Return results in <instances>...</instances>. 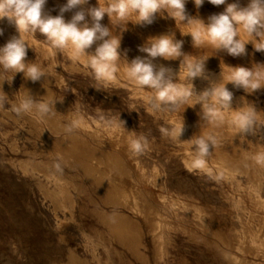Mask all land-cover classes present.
Instances as JSON below:
<instances>
[{
  "label": "bare ground",
  "instance_id": "1",
  "mask_svg": "<svg viewBox=\"0 0 264 264\" xmlns=\"http://www.w3.org/2000/svg\"><path fill=\"white\" fill-rule=\"evenodd\" d=\"M105 2L106 0H100L101 4H104ZM186 2L189 3L192 8L197 11L199 19H201L202 21H208V18L211 15L207 14L205 11L206 9H204L203 7V4L208 2L207 0H204V3L199 7L195 5L194 0H186ZM227 2L233 3L232 0H227ZM65 3L66 0H47V3L43 9V13L53 16V14L49 10V8L52 7L59 14V7ZM239 3L243 7L247 5L248 0H239ZM93 6H98V0H89V4L83 7L88 8ZM210 6H213L214 14L221 13L225 9V5ZM77 10L78 9H76V11ZM74 12L75 10L64 13L65 20H70ZM132 20H135L134 16L132 17ZM133 21H128L126 24L115 20L111 22L107 15H105V17L101 21L104 26H107L110 31H112L113 35L119 36L121 39L119 49L121 53V60L119 61L120 72L118 73V78L116 81L105 85V90L101 91L103 97L98 96L99 94L97 95L95 93H92V98L101 103V106L103 107H108L112 110L119 109L121 114L118 118L113 119L110 122L105 121L103 123H100L97 120L86 116L84 113L72 111L73 109L71 110L68 108V100L65 98V96L62 97L61 94H57L55 90L51 89L52 79L46 72V70L51 71L58 88L65 86L66 80L62 77L60 72L61 68L64 67V65L61 64L62 60L60 61V59H53L48 65L47 69L41 64L36 63L46 73L45 78H42L40 81L32 82L31 80L25 79L23 73L15 74L18 75L17 78L19 79L18 83H20V91L24 95L26 94V90H28L35 99L42 98L58 100L55 104V115L45 119L49 123V125L54 128V130H56L54 132H58V130H64V126L67 123L71 122L77 117H82L81 125L79 128H77L78 130H74L71 134H63V141L54 149L64 156L71 157L75 161V164L80 166L81 169L86 170L87 173L89 172V174L97 175L101 181L103 188L105 189L104 191L106 192L107 199L121 202L126 201V203L129 201H135L134 204L138 201H142V207H138L139 205L133 204L134 207H138L136 211L134 210V213H138L136 216L141 215V218H143L142 220H144L145 224L147 225L148 231L153 239L155 254H159L158 252H160L161 247H164L163 250H165V248L167 250L166 246L169 247V245L165 241L166 239H163L165 236L163 234L166 233V226L168 224L171 225L172 221L169 220L170 217L167 218V214H165V211V213H162L160 211L159 206L162 205L163 207L161 208L164 210V205H166L165 202H173V200H175L174 204L177 202V199L174 198L176 197V194L175 196L172 195L173 197L170 195L173 194V191H171V193L169 192V195L165 192V188H167V186H169L168 188L174 186L176 188H179V206H177V204H173V206H176L177 208H171L174 214H179V240L180 242L182 240V244H179V264L195 263L194 261V263H192L191 260V262H189V258L185 257V253L193 255L198 254L197 256H200L202 259L207 260L209 264H264V197L261 198L259 196V193L257 194L256 191L257 189L259 191V189L264 186V165L257 164L254 159L256 155L264 154V146L261 147L262 145H259L260 142L257 141L256 137V128H258L259 132L262 134L264 133V128H261L258 124H256L254 125L255 134H244L241 133L231 123L234 110H245L249 107L255 108L256 119L264 120V116L259 111V109L256 108V106L252 102L253 100L251 99V97H247V95H252L251 90L247 92L243 88H236L231 82H228L226 84L227 89L233 93V99L231 102L232 109L223 111L224 121L223 123L217 125L211 124L201 119V116L199 115V113L201 112V106L199 104L195 106L178 105L177 110L175 111L154 110L149 103V97L153 96L154 92L147 88H141L138 90V87L133 82L127 79L124 71L126 68V61L124 59H126L128 62H131V60H133L137 56L145 57L147 55L146 53L141 52L139 49L140 47L145 46L150 38L160 35L174 34L176 40L183 41L182 52L184 53V57L182 56L177 59L169 60L158 57L154 60V64H156L157 67L163 65L165 67L171 68L173 73L176 74L177 77V80H174V82H176L178 85L191 86V84L185 83V81L187 80L185 79L186 69H184V63H181L182 60L186 62H193L207 59L205 62V73L208 78H194L196 80V83L193 84V86L196 93L199 94L206 88H209L211 85L215 87L218 83H223V77H226L230 72V69L228 67L243 66L251 69L256 64L264 65V51H256L253 44L248 43L246 45V53L244 55L233 57L227 54L226 51L216 50L207 44L194 46L192 37L190 35L183 34L190 30V26L186 27L183 25L184 27L178 28L175 19L166 15H161L160 13L156 14L152 24H137ZM113 23L118 24L119 28L115 29L112 26ZM0 29H3V35L1 36L4 39V42H7L12 36L19 35L14 25L12 26L8 23H5L3 20H0ZM25 39L27 40L29 46H31L33 40L31 38L27 39L26 37ZM95 47L96 45L94 44L92 48L86 51L89 53L93 52L95 50ZM50 51L52 50L48 49V53H46L49 54ZM64 52L67 56L70 57L69 52ZM125 52L126 57L124 55ZM79 61H81L83 64H86L85 57H81ZM70 66L71 69H75L76 67L75 65ZM7 75L11 76V73H8ZM179 80H181V83L179 82ZM68 82L74 87V89L71 88L72 92L75 90L85 92V87L83 86V84H80V82H72L69 80ZM6 83L8 84V82ZM258 91L264 94V87L258 89ZM115 94L117 96H115ZM73 95H75V93ZM118 96L121 98V100H124L125 104L129 107L127 111H125L124 107L118 103V99L115 100ZM83 98L82 100H84ZM195 99L196 97L193 96L191 102H194ZM138 101L142 102L143 105L137 103ZM77 103L75 105L76 108L79 105H77ZM87 103L86 105L89 106L90 102L88 104ZM100 108L99 110L102 111L103 109ZM107 114H109V112ZM182 119L184 122V132L181 135L180 139H176L171 136L165 137V135H162L160 131L161 128L172 129ZM148 120L152 121V124L157 126L156 128H154L157 129V131H159L162 135L160 143L154 142V139L151 141L153 147L148 146V148L150 149L149 151H154L157 153H167L166 156H160L158 154L155 156L156 160L161 163L162 167H165V170L167 164V162L165 161L167 160L166 158L180 159V161L184 163L186 168L188 167L189 169L191 161L196 156V152L194 150L195 139L199 136L213 135L217 140V144L211 149L210 155L206 158V168L204 170H199V173L191 172V176H187L188 174H184L183 172H179L178 174V172L176 171L166 170L167 172H169V175L173 180L172 182L167 183L166 179L165 183H163L161 179L163 175L161 171L162 167H160V164L158 166L154 160H150L148 158L145 161L142 160L141 158H143V155L134 154L129 147L130 141L132 139H136V137L134 136L133 128L131 127L134 125L140 126L143 123L145 124ZM29 121L31 123L30 119ZM42 122H44V120ZM64 122L66 124H64ZM92 124L100 125L102 127L100 130L102 131L103 129V132L101 133V131H99L100 133H98V130L95 131L96 129H91ZM35 125L36 127H42L41 125L39 126V123L38 125ZM95 125H93V127ZM34 126L32 125V127ZM79 129L82 130L83 134L79 133ZM49 134L47 136H50ZM262 140L264 142V139ZM148 145H150V143H148ZM155 145L158 147H154ZM42 147L43 146H41L40 148ZM47 148L48 150L46 149V152L49 151V147ZM51 150L52 148H50V151ZM50 151L49 154H51ZM20 164L22 165L23 163ZM145 168L150 172V174L146 172ZM204 172H206L207 177L203 174ZM235 175L245 177V184L237 179V177H234ZM208 176L210 177V179L208 178ZM217 177H219V179H217ZM211 179L214 181V183L216 181L217 185L219 184L220 186H222L220 187L221 189H219L221 193H219V195L217 196V200H222L220 201L221 203H219L221 204L220 207H215V205H212L213 199H215L216 195L212 191V188L214 189V187L211 185ZM227 186L228 189L229 187L235 186L243 194L235 193L229 195ZM169 190L170 189H168V191ZM102 196L104 197V195H101V197ZM70 197L71 195L69 196L67 190L64 187L61 188L60 191H53V193L50 195V198L55 202L54 206L57 207H60V202H63L64 205H72L73 200H71ZM143 201H146L147 203H149V205L152 206L150 208H146L147 205ZM111 202L113 204L115 203L114 201ZM226 202H230L232 204V213L228 212V209L226 207L228 203L226 204ZM143 203L146 205V207L143 206ZM113 204H111L110 206H113ZM122 204H124V202ZM127 204H124L123 206L128 207ZM168 204L170 205V203ZM128 205L132 206V204ZM180 206H191L194 210L188 208L187 211L182 209L183 207L180 208ZM227 213H230L231 217H234L236 221L235 226L230 224L233 226L232 228L230 227L231 229L229 228L231 230V233L229 234L230 237L224 227ZM100 217L103 218V215H100ZM106 222H108V225L111 224V226L113 227L112 231L116 232L115 234L118 238L117 240H119L121 244L120 246L123 245L126 247H137V244L143 246L142 236H144V234L142 235L141 225L138 222L130 220V218L126 214L116 211L107 213ZM173 225L174 224H172V226ZM174 227L169 228L168 225V232H170L172 229L174 230ZM227 227L228 226H226V228ZM230 230H228V232ZM168 232L166 233L167 235H169ZM156 233L159 236L161 234L163 238H159ZM203 233H211L216 239L214 240L212 239V237L210 239V237L206 236ZM157 237L160 239V242ZM161 239L164 240L165 244L167 245L161 246V244L164 243L163 241H161ZM167 240L170 239L168 238ZM183 242L185 243L183 244ZM168 243H170V241H168ZM19 249H21L20 245ZM130 249L131 248H129L128 250ZM163 250L161 249V252H163ZM24 252L26 251H23V253ZM161 252L159 256L162 257ZM164 252L166 253L167 251ZM137 253H140V251L134 253L135 256ZM156 257L157 256L155 255V258ZM69 259H71L69 260V262L73 261L78 264H84L82 262L83 260L80 262V258L77 257L74 252H70ZM155 263L158 264L157 262ZM69 264H71V262Z\"/></svg>",
  "mask_w": 264,
  "mask_h": 264
},
{
  "label": "rangeland",
  "instance_id": "2",
  "mask_svg": "<svg viewBox=\"0 0 264 264\" xmlns=\"http://www.w3.org/2000/svg\"><path fill=\"white\" fill-rule=\"evenodd\" d=\"M207 1V3L203 4V7L204 9H206L205 11L207 14L213 15V6H210L213 4H211L209 0ZM232 2H235V0H232ZM50 8L49 10L53 14V16L58 15L57 11H55L54 8ZM73 10L76 11V9ZM194 10L195 9L192 8V6L186 2V14L190 17L199 19L197 11ZM163 15L168 16L166 12ZM3 21L5 23H8L6 18L3 19ZM203 21L205 23L208 22L207 20ZM176 24L178 28L184 26L188 27V25H185L180 22H177ZM112 26L115 29L119 28V25L115 23H113ZM0 37V46H3L6 41L4 42V39L1 35ZM25 37L27 39L31 38L33 40L31 46L27 49V63H38L47 69L48 65L53 59H60V61L62 60L61 64L64 65V67L61 68L60 72L62 77L66 80V87L63 86L61 88H58L55 83V78L53 77L51 71L46 70V72L48 76L52 79L51 89L55 90L57 94H61L62 97L65 96V98L68 100L67 104L69 109H73L72 111H77L79 113H84L86 116H89L90 118L97 120L100 123H103L105 121L110 122L113 119L119 117V115L121 114L119 109L112 110L108 107H103L101 106V103L97 102L92 98V93H95L97 95L99 94L98 96L103 97L101 91L105 90L104 87L106 84L102 82H97L93 78L91 70L89 69L87 64H83L79 60H77L78 62L74 60L71 61L72 59L67 56L65 52H61L59 50H52L49 54H47V50L50 49V47L47 44L45 37L41 34H38V32L34 34H25ZM70 65H75V69H71ZM17 77L18 75H15L12 81L13 85L9 83L7 84L6 81L5 84H3V92L5 94L0 93V96L3 97V101L2 103H0V264H69L70 262L71 264H78L73 261L69 262V260H71L69 259L70 252H74V254L80 258V262L83 260L82 262L84 264H156L155 262H157L158 264H179V244H182V240L181 242L179 240V214H174V212L171 210V208H177L176 206H173L175 200H173V202H165L166 205L168 203H170V205H164V210L161 208L163 207L162 205L159 206L160 211L162 213L166 212L165 214H167V218L170 217L169 220L172 221L171 225L168 224L169 228H173L175 226L174 230L169 229L171 230L170 232H168V225L166 226L167 228H165L166 233L168 232L171 237L164 233L163 235H165L166 237L164 236L163 238L161 234L159 236L156 233L159 238L166 239L165 241L169 245V247L166 246L167 250L166 248L165 250H163L164 247L161 246H165L167 244H165V241L161 239V241H163L164 243L161 244L160 247L163 252L167 251L163 254V252H161V249L159 248L160 252L162 253L161 257L159 256L160 252H158V249L157 252L159 254H155L154 252L153 239L148 231L147 225L145 224L144 220H142L143 218H141L142 216H136L138 213H134V210L136 211V209L142 205V201H138L135 204V201H129L130 203L127 202L128 204H132L133 207L134 205H139L138 207H134V209L132 206H129L126 201L121 202L107 199L106 192L104 191L105 189L103 188L101 181L97 175L89 174V172L87 173L86 170L81 169L80 166L75 164V161L71 157L64 156L54 149L63 141V134H65V132L63 133L64 130H58V132H54L56 130H54V128H52L46 120L42 122L36 119L34 114H28L23 116L15 115V113L12 111V105L14 103H18V100H20L23 96L22 92L20 91V83H18L19 79ZM68 80L72 82H80V84H83V86L85 87V92L79 90H75L72 92L71 88L74 89V87L68 82ZM195 81L196 80L193 79L192 83L195 84ZM179 82L181 83V80H179ZM185 83L191 84V81L186 80ZM97 88L100 91H98ZM139 89L141 88L138 87V90ZM74 93L75 95H73ZM251 93L252 95H247V97H251V99L253 100L252 102L254 103L256 108L259 109V111L264 116V94H262L258 90ZM115 96L117 95L115 94ZM118 97H116L115 100L118 99V103L124 107L125 111H127L129 107L125 104L124 100H121V98ZM82 98L84 100H82ZM36 99L39 100L40 98ZM87 102H90L89 106L86 105ZM76 103L77 105L79 104L77 108L75 106ZM137 103L143 105L142 102L138 101ZM100 107L103 109L102 111L99 110ZM108 112L109 114H107ZM29 119L31 120V123ZM38 123L39 126L41 125L43 128L36 127L35 124L38 125ZM64 124L66 123L64 122ZM256 124H258L261 128H264V120L256 119L255 125ZM32 125L35 126L32 127ZM93 125L95 124L91 125V129H96L95 131L98 130L97 132L100 133L99 131H101L100 129L102 127L100 125H95L93 127ZM154 127L156 128L157 126L153 125L152 121L148 120L145 124L143 123L140 126L134 125L131 128H133L134 136L136 138H139L141 136L145 137L148 140L147 142L150 143V145L148 146L153 147L151 141L154 139V142L160 143V140L162 138L161 133L157 131V129H155ZM256 129L257 141H259V145H262L261 147H263L264 142L262 139H264V133L262 134L259 132L258 128ZM102 132L103 129L101 133ZM46 133H48L50 136H47L48 134ZM79 133L83 134L81 129H79ZM41 146L45 148H40ZM47 147H49V151L50 148H52V150L50 151L51 154H49V151H45L46 149L48 150ZM154 147L158 146L155 145ZM149 150L150 149L148 148L144 152L143 158L141 159L144 161L147 158L150 160H154L158 166L160 164V167H162L161 163L156 160L155 156L157 154L160 156H166L167 153H157L154 151L150 152ZM166 159V170L176 171L178 172V174L179 172H183L184 174H188L187 176H191V172L199 173V170H191L190 168L188 169V167L186 168V166L182 161H180V159ZM19 162L23 164L21 165ZM57 162L61 164L62 171H57L55 169L54 164ZM164 168L165 167L163 166L161 170L163 175L165 173V175H162L161 178L163 183H165L166 179L167 183L172 182V177L169 175V172H167ZM146 172L150 174L147 169ZM203 174L207 177L206 172H204ZM167 175L170 177H168ZM234 177H237V179H239L243 184H245V177L240 175H235ZM208 178L210 179L209 176ZM216 183V181L214 183V181L211 179V185L214 187V189L212 188V191L216 195L215 199H213L212 205H215V207H220L221 204L219 203H221L220 201L222 200H217V196L219 195V193H221L219 189H221L220 187L222 186H220L219 184L217 185ZM63 187L67 190L69 196L71 195L70 198L71 200H73V203L72 205H64L63 202H60V207L54 206L55 202L50 198V195L53 193V191H60V189ZM168 187L169 186H167V188ZM167 188H165V192L168 195L169 192L171 193V191H173V194H170L171 196H175L176 194V197L174 198L177 199V202L174 205L177 204V206H179V188L172 186L168 188L170 189L169 191ZM175 189L177 192L175 191ZM256 191L257 194L259 193V196L261 198L264 197V186H262L259 191L258 189ZM228 193L229 195L235 193L243 194L235 186L229 187ZM101 195H104V197H101ZM111 201H114V204L116 205H114ZM123 202L125 205L127 204L128 207H124V204H122ZM143 202L147 205L146 207V205L143 203V206H145L146 208H150L152 206L149 205V203H147L146 201ZM111 204H113L114 207L110 206ZM226 204L228 212L232 213V204L230 202H226ZM182 207L183 206H180V208ZM190 207L191 206L183 207L182 209L188 211L189 208L192 210L193 208ZM113 211L122 212L126 214L130 218V220L138 222L141 225L142 235L144 234V236H142L143 246L139 244H137L136 246L138 247L139 245V247L141 246L140 248H137L135 246H120L121 244L119 240H117L118 238L115 234L116 232H113V227L111 226V224L108 225V222H106L107 213H111ZM230 213H227V218L224 223V227L228 235L231 233L230 229L233 227L232 225L235 226L236 223L235 218L231 217ZM100 215H103V218L100 217ZM55 216L58 217L56 218ZM172 224L174 225L172 226ZM226 226H228V229L226 228ZM228 230L230 231L228 232ZM205 235L210 237V239L211 237L214 240L216 239L211 233ZM168 238L170 240H167ZM168 241H170V243H168ZM17 243L20 245L22 250L19 249V245ZM184 243L185 242H183V244ZM23 245H25L26 247ZM129 248L131 249L128 250ZM23 251H26L27 253L24 252L26 253L24 254ZM135 251H140V253H137L135 256ZM155 255L157 256L156 258ZM197 255L198 254L193 255L185 253V257L189 258V262H195L194 264H209L207 260H204Z\"/></svg>",
  "mask_w": 264,
  "mask_h": 264
},
{
  "label": "clouds",
  "instance_id": "3",
  "mask_svg": "<svg viewBox=\"0 0 264 264\" xmlns=\"http://www.w3.org/2000/svg\"><path fill=\"white\" fill-rule=\"evenodd\" d=\"M213 5H225L223 12L209 16L208 22L190 17L186 14V0H106L104 4L98 0V6L85 8L89 0H66L59 7V14L52 16L44 14L43 9L47 0H0V20L7 19L14 25L19 33L12 36L3 46H0V93L3 84L12 83L15 74L23 73L25 79L32 82L45 78V71L35 63H27V49L29 46L25 34L40 33L45 37L51 50L67 51L72 60L86 58V64L97 82L111 83L117 80L120 72L119 51L121 39L113 35L101 21L107 15L113 20L126 24L133 21L137 24H152L157 13L167 15L190 26L185 35L192 37L194 46L210 45L216 50H224L233 57L246 53V45L252 43L256 51H264V0H248L246 6H241L239 0L228 3L227 0H209ZM197 7L204 0H194ZM78 9L68 21L64 13ZM90 18V22L89 19ZM3 35V29H0ZM96 45L93 52L86 50ZM182 40H176L174 34L152 37L140 51L146 53L145 57L137 56L131 62L126 59L125 75L139 88H147L154 92L149 97V103L157 111H175L178 105L201 106L199 115L201 119L211 123L220 124L224 121V110L232 109L233 93L226 84L231 82L236 88L254 92L264 87V65L256 64L249 69L243 66L228 67L230 72L223 77L224 82L212 85L199 94L193 86V79L202 77L207 79L205 73V60L186 62L185 79L191 81V86L178 85L176 74L171 68L154 64L156 58L165 60L184 57ZM126 57V52H125ZM11 73V76L7 74ZM26 90V89H25ZM20 92V91H19ZM5 94V93H4ZM19 94V93H17ZM193 96L196 97L194 102ZM3 97L0 96V103ZM55 99H35L26 90V94L12 105L16 116L34 114L43 121L55 115ZM185 110V108H184ZM256 110L249 107L245 110H234L231 123L241 133L255 134L254 125ZM82 117H77L64 126V132L71 134L80 127ZM162 135L180 139L184 132L183 119L172 129L161 128ZM217 140L213 135L199 136L195 139V158L191 161V170H204L207 166V157L215 147ZM129 147L136 155H143L148 148L147 139L143 136L132 139ZM255 162L264 165V154L254 157ZM57 171H62L61 164L55 163ZM219 179V177H217Z\"/></svg>",
  "mask_w": 264,
  "mask_h": 264
}]
</instances>
